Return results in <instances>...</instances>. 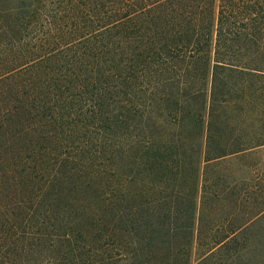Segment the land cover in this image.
Listing matches in <instances>:
<instances>
[{
  "label": "trees",
  "instance_id": "16d2710c",
  "mask_svg": "<svg viewBox=\"0 0 264 264\" xmlns=\"http://www.w3.org/2000/svg\"><path fill=\"white\" fill-rule=\"evenodd\" d=\"M261 148L264 0H0V264H264Z\"/></svg>",
  "mask_w": 264,
  "mask_h": 264
},
{
  "label": "rangeland",
  "instance_id": "374dc122",
  "mask_svg": "<svg viewBox=\"0 0 264 264\" xmlns=\"http://www.w3.org/2000/svg\"><path fill=\"white\" fill-rule=\"evenodd\" d=\"M256 155H257V157H255L256 161H258V162L264 161V148L257 150ZM132 190H134V188ZM195 252H196V254H198V251H195ZM195 259H197V255H195ZM219 263H220L219 260H216V259L213 260V264H219ZM236 264H242V263H236Z\"/></svg>",
  "mask_w": 264,
  "mask_h": 264
}]
</instances>
